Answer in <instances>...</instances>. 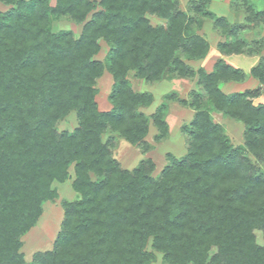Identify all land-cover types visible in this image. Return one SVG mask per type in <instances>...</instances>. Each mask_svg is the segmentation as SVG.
Returning a JSON list of instances; mask_svg holds the SVG:
<instances>
[{"label": "trees", "instance_id": "trees-1", "mask_svg": "<svg viewBox=\"0 0 264 264\" xmlns=\"http://www.w3.org/2000/svg\"><path fill=\"white\" fill-rule=\"evenodd\" d=\"M0 2L9 6L0 11V264H148V237L170 264H264L254 234L259 229L264 239V105L251 100L264 91V57L249 71L260 85L231 93L220 83L244 80L243 70L222 59L210 71L185 62L208 50L193 29L197 14L233 38L219 43L222 51L248 53L241 33L264 23V8L231 0L245 16L228 23L206 9L209 0L191 1L188 11L178 0ZM148 14L164 24L152 25ZM60 18L82 23L79 36L53 32ZM263 39L252 44L260 48ZM99 40L107 45L104 65L92 58ZM104 67L113 77L112 107L99 111L94 84ZM129 72L148 82L195 77L187 152L157 177L149 159L126 170L112 155L116 135L141 145L150 119L165 128V105L150 117L140 111L151 97L131 88ZM210 108L244 124L242 146L229 142ZM72 111L77 125L58 130ZM66 178L79 198L63 202L53 248L25 261L20 236L56 197L52 182Z\"/></svg>", "mask_w": 264, "mask_h": 264}, {"label": "rangeland", "instance_id": "rangeland-1", "mask_svg": "<svg viewBox=\"0 0 264 264\" xmlns=\"http://www.w3.org/2000/svg\"><path fill=\"white\" fill-rule=\"evenodd\" d=\"M191 1L196 0H178V7L181 10L188 11ZM49 2L54 4L55 0H49ZM251 2L257 9L264 8V0H251ZM8 7V5L0 2V11H5ZM206 9L215 17H224L228 23H241L244 19L243 16H245L241 4L234 7L231 0H209ZM147 17L152 25L164 24V20L159 19L156 15L148 14ZM196 19L193 29L207 40L208 50L199 59L185 60L194 71H197L200 67L206 71H210L214 62L217 59H222L225 63L233 67L243 68L247 72L249 66L257 63L260 57H264V39L260 43L262 44L260 48H257L256 44H252L254 40L264 37V23L254 27L251 26V28L241 33L242 37H245L251 43L252 50L256 49L255 52L250 50L248 53H236L225 52L220 49V42L232 40L233 38L228 37L227 34L216 28L212 19L206 16L202 17L200 14H197ZM81 25L82 23H75L67 18H60L52 20L51 30L53 32L69 31L76 38L80 34ZM98 44L100 48L92 58L103 62L104 65L107 45L103 40H99ZM126 78L134 91L146 92L150 95V103L147 106L139 108L145 115L150 117L152 113H155L158 106L161 104L165 105V108L162 110L165 128L159 131L150 119L147 128L148 133L143 138L147 144L141 145L130 143L126 139L116 135L114 146L112 147V155L118 161L120 167L126 170H132L141 160L149 159L154 165L150 175L157 177L164 166L170 163L171 157L179 159L187 152L190 137L188 127L195 114V109L190 104V100L193 98L189 92L191 90L196 92L195 77L166 75L161 80L148 82L135 77L132 72H129ZM252 78L254 77L248 74L245 80L228 79L220 83V89L224 93L255 89L260 84L257 83V80V82L252 80ZM112 84L113 77L106 67H104L94 84L96 88L94 101L99 111H108L112 107V102L109 99ZM251 100L255 104L261 103L264 105V91L260 90L257 94H253ZM210 109L213 119L223 126L229 142L233 146H242L244 143V124L218 110ZM76 125L77 119L75 112L72 111L57 122V129L72 130ZM105 137L106 134L103 135L104 139ZM254 163L256 166L263 168L261 163ZM71 185V178H66L62 182H52V187L56 190V197L45 200L42 203L41 213L36 223L20 236L19 242L21 244L18 252L22 253L25 261H30L36 252H45L53 248L64 217L63 202L75 201L79 198L78 193ZM254 234L257 244L260 246L264 245V239L261 237L262 231L256 229L254 230ZM150 238H147L144 247L146 251L152 253V259L148 264H170L164 260L162 252L152 246V239ZM215 251V247H212L210 252L214 253Z\"/></svg>", "mask_w": 264, "mask_h": 264}, {"label": "crops", "instance_id": "crops-1", "mask_svg": "<svg viewBox=\"0 0 264 264\" xmlns=\"http://www.w3.org/2000/svg\"><path fill=\"white\" fill-rule=\"evenodd\" d=\"M256 63H254L253 65H251V66H249V68H248V71L247 72H245L244 70H243V68L241 69V68H239V67H235V68H239V69H241V70H243L246 74H247V76H248V74H249V71H250V68L252 67V66H254ZM247 78V77H246ZM245 78V79H246ZM244 79V80H245ZM252 80H255L256 81V79H254V78H252ZM257 82V81H256ZM258 83V82H257Z\"/></svg>", "mask_w": 264, "mask_h": 264}]
</instances>
